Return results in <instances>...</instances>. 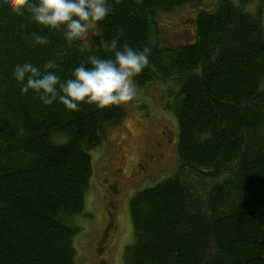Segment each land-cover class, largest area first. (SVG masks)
Wrapping results in <instances>:
<instances>
[{"label": "trees", "instance_id": "obj_1", "mask_svg": "<svg viewBox=\"0 0 264 264\" xmlns=\"http://www.w3.org/2000/svg\"><path fill=\"white\" fill-rule=\"evenodd\" d=\"M203 1L115 0L91 37L100 56L112 55L101 40L118 33L120 45L150 49L136 87L178 82L168 107L178 169L130 200L134 242L125 264H264V0L252 11L248 0H217L212 12L197 14L193 43L150 45L158 11ZM34 34L49 43L34 45ZM65 48L60 32L0 6V264H74L78 229L69 221L83 211L90 151L125 116L121 106L68 111L20 93L14 65L53 59L67 78L87 54ZM187 173L218 179L206 199Z\"/></svg>", "mask_w": 264, "mask_h": 264}, {"label": "rangeland", "instance_id": "obj_2", "mask_svg": "<svg viewBox=\"0 0 264 264\" xmlns=\"http://www.w3.org/2000/svg\"><path fill=\"white\" fill-rule=\"evenodd\" d=\"M216 5L217 0H205L199 4L181 5L170 12L158 11L150 45L174 49L183 44L193 43L196 38L197 14L200 11L212 12ZM256 5V0H248L244 7L245 10L252 11ZM177 90L176 79L155 81L143 88L137 87L138 94L135 100L121 106L125 112L124 119L115 126L107 127L101 143L90 151L91 177L84 194L83 211L69 221L71 226L78 229L72 239L74 264H96L97 258L95 259L93 255L91 244L100 236L105 224L106 203L109 198L104 186L110 169L122 170L120 184L123 187L113 210L118 232L113 239L110 253L102 257L105 258L106 264H125V248L134 242L129 213L130 200L139 191L173 176L178 169L176 155L178 126L175 116L168 108L174 102ZM162 126L174 132L171 135L172 150L167 147L163 166L146 179L130 177L136 171L137 159L150 146L152 137L162 129ZM120 157H124L125 160L121 161ZM232 172L234 166L225 170L218 179L221 180ZM185 177L193 184L195 195L200 201L206 199L209 190L218 180L200 173H187Z\"/></svg>", "mask_w": 264, "mask_h": 264}, {"label": "clouds", "instance_id": "obj_3", "mask_svg": "<svg viewBox=\"0 0 264 264\" xmlns=\"http://www.w3.org/2000/svg\"><path fill=\"white\" fill-rule=\"evenodd\" d=\"M115 0H0V6L15 15L26 12L32 21L49 31L62 34L65 51L73 44L83 60L62 79L61 65L53 59L42 66L30 61L17 63L12 76L20 84L21 94L32 96L45 106L57 102L68 111H79L82 105L98 110L123 106L137 96L134 78L150 64L148 47L120 45L119 33L110 40H101L100 47L111 51L110 56L96 54L91 37L114 9ZM34 45H47L44 35H33ZM120 45V47H118Z\"/></svg>", "mask_w": 264, "mask_h": 264}, {"label": "flooded vegetation", "instance_id": "obj_4", "mask_svg": "<svg viewBox=\"0 0 264 264\" xmlns=\"http://www.w3.org/2000/svg\"><path fill=\"white\" fill-rule=\"evenodd\" d=\"M156 119V118H155ZM159 117H157V120ZM173 131L168 130L165 126L158 131L151 139L150 146L141 154L135 163V173L133 172L130 177L136 179H146L155 174L159 167L163 166L166 160V149L171 148V135ZM120 160H125L124 157H120ZM121 169H110L109 177L105 179V192L108 195V201L106 203V216L105 224L101 231V234L96 238L95 242L91 244L93 255L95 256L96 264H106L105 258L102 256L110 253V249L113 246V239L118 232V223L114 215V208L117 205L119 194L122 191L121 183ZM112 176L113 178H111ZM129 177V178H130ZM141 181V180H140ZM111 215V217H110ZM114 216V218H113Z\"/></svg>", "mask_w": 264, "mask_h": 264}]
</instances>
